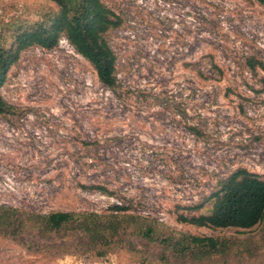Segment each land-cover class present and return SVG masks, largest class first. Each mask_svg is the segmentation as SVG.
<instances>
[{
	"label": "rangeland",
	"instance_id": "1",
	"mask_svg": "<svg viewBox=\"0 0 264 264\" xmlns=\"http://www.w3.org/2000/svg\"><path fill=\"white\" fill-rule=\"evenodd\" d=\"M102 2L120 19L105 33L116 55L115 91L64 35L52 49H24L7 70L0 92L14 108L0 115V204L103 213L131 203L132 213L163 222V233L223 237L232 248L183 257L128 227L102 256L99 245L91 250L86 240L60 235L38 239L44 246L37 250L15 237L33 240L27 226L0 224V264H264V219L250 229L176 220L179 212L192 214L181 206L208 199L217 181L239 167L264 179V70L247 63H264V6ZM57 11L51 0H0V41ZM80 183L106 185L124 199Z\"/></svg>",
	"mask_w": 264,
	"mask_h": 264
},
{
	"label": "trees",
	"instance_id": "2",
	"mask_svg": "<svg viewBox=\"0 0 264 264\" xmlns=\"http://www.w3.org/2000/svg\"><path fill=\"white\" fill-rule=\"evenodd\" d=\"M58 11L49 14L40 22H34L27 28L11 32L9 40L0 41V88L7 70L19 53L32 45L45 49L54 48L61 36H65L74 49L95 69L99 81L115 91L118 87L116 75V55L105 38V33L120 25V19L102 0H51ZM264 6V0H257ZM10 41L8 45L7 42ZM254 69L256 65L264 70V63L247 61ZM219 76L222 69L215 65ZM13 106L0 92V115L11 113ZM193 134L201 132L195 126H188ZM81 188L98 191L102 194L124 199L116 190L103 184H79ZM211 201L208 213H198ZM192 214L177 213L176 220L183 224L208 228L250 229L264 219V179L260 174L245 167H239L220 178L216 188L208 199L187 206H181ZM131 203H115L103 213L55 211L52 213L28 212L23 209L0 204V224L3 227L13 225L17 230L25 226L33 232V240L25 241L15 234L19 243L37 250L44 246L38 239L43 236L60 235L62 241L86 240L93 250V245L100 247L97 255L104 254V248L122 240L128 227H133L136 234L150 241H158L165 248L183 257L203 259L224 254L231 250L232 243L223 237L180 233L173 236L162 232L165 224L149 216L131 212ZM15 216L12 220L11 217ZM15 221V222H14ZM15 223L16 225L12 224ZM27 224V225H26Z\"/></svg>",
	"mask_w": 264,
	"mask_h": 264
}]
</instances>
